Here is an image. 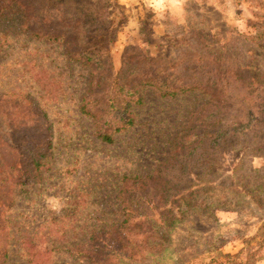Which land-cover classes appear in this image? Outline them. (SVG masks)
Masks as SVG:
<instances>
[{
	"label": "rangeland",
	"instance_id": "1",
	"mask_svg": "<svg viewBox=\"0 0 264 264\" xmlns=\"http://www.w3.org/2000/svg\"><path fill=\"white\" fill-rule=\"evenodd\" d=\"M8 6L4 264L119 253L108 225L126 217L130 238H161L124 264H264V0H0ZM152 75L200 87L166 96L139 83ZM122 80L136 94L124 104L113 94ZM33 152L45 153L38 171Z\"/></svg>",
	"mask_w": 264,
	"mask_h": 264
},
{
	"label": "trees",
	"instance_id": "2",
	"mask_svg": "<svg viewBox=\"0 0 264 264\" xmlns=\"http://www.w3.org/2000/svg\"><path fill=\"white\" fill-rule=\"evenodd\" d=\"M8 9H9V6L7 8V11L6 12H0V15L3 17L9 16V15L14 16L15 13H13V11H10ZM41 16H45V15H41ZM35 35L43 37V34L41 32L35 33ZM46 35L47 34H45V36ZM48 36H49L48 38H51V37L58 38L57 36H53V33H49ZM84 51L87 52V50L85 49V50L78 52V53L79 54L85 53ZM148 74H150V73H148ZM145 75H146V73L144 74V77H147ZM139 83H141L142 85L144 83L146 85L154 86L160 93L162 92L163 95H166V96H175L179 93H185L187 91H191V90H194V89L200 87V84H189L187 82H182V81H179L177 84H170V83H168L166 76L160 77L157 75H152V76H150L144 80L141 79L139 81ZM115 88L116 89H114V93H113L115 95V97L120 96V94H122V97H125V100H122L123 98L121 99L123 104L128 101V100H126L128 97L127 95L134 94V96L136 97V94L132 90L135 88L134 83L131 84L128 81L122 80V82L116 84ZM114 95L112 96V99H113ZM139 100H140V98H139ZM126 106L127 105L123 106V108L119 107L120 108L119 112L123 113L124 109H126ZM118 118H120V117L118 116ZM132 120H133V118H131V117H129L126 121L125 120L123 121L121 118V120L119 122L120 124H117L116 128L122 129L126 125H130V123H132ZM208 133H209V130L206 129V136ZM210 133H211V135H213L212 131ZM102 138L104 140L111 141V137L108 136V134H104L102 136ZM44 155H45L44 152L43 153L42 152H39V153L33 152L32 153L31 158H32V164L34 166L35 171H38V168L42 165L41 159ZM133 178L138 179L139 176L136 175ZM166 221L167 220H163V222H166ZM127 224H128V217L124 218L122 221L113 219L111 221V224L108 225V227L111 228L112 232L114 233V237H113L114 241H112L111 244H113V245L114 244H120L119 253H115L113 251L98 253L96 251V249H94V247H92L90 249H85V250L82 249L78 253L80 255H83L86 257L87 264H113L115 260H117L119 264H124L125 260H127L129 258L136 259L135 258V257H137L136 252H138L140 246L144 247V245H145L146 250L142 254L143 255H152L151 249H153L155 247V244H153V246L151 247L149 245L148 241L149 240L153 241L154 239L161 238L157 234H154L157 232L153 231V232H151V234L140 237V238H137L136 236H133V238H130V236H128V234L131 233V231H130L131 228L127 227ZM88 240L91 242V245H93V241H95V236L90 235ZM105 241H108V239H105ZM106 245H107V242L104 244V247H106ZM53 246H55V245H53ZM121 249H123V250L121 251ZM49 251H51V249ZM7 252H8V250L5 249L4 251H2L0 253V264H4L6 262ZM252 254H254V253H252ZM252 254H250L249 257H252ZM248 259H250V258H248Z\"/></svg>",
	"mask_w": 264,
	"mask_h": 264
}]
</instances>
